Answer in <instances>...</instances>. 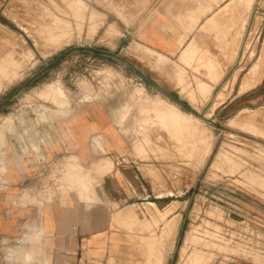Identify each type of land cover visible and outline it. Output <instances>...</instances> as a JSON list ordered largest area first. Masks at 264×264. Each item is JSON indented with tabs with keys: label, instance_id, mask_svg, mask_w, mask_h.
Listing matches in <instances>:
<instances>
[{
	"label": "rangeland",
	"instance_id": "obj_1",
	"mask_svg": "<svg viewBox=\"0 0 264 264\" xmlns=\"http://www.w3.org/2000/svg\"><path fill=\"white\" fill-rule=\"evenodd\" d=\"M115 1L0 0V199L33 204L27 235L0 239V264H53L42 203L85 175L78 197L97 209L90 173L114 170L128 183L104 203L108 230L66 264H264V0H196L191 40L159 55L164 70L113 25ZM88 102L112 119L127 111L110 129L120 154L96 134L91 167L43 158L20 189H3L10 154L28 160L42 136L66 135L62 120ZM119 211L136 217L114 223Z\"/></svg>",
	"mask_w": 264,
	"mask_h": 264
},
{
	"label": "crops",
	"instance_id": "obj_2",
	"mask_svg": "<svg viewBox=\"0 0 264 264\" xmlns=\"http://www.w3.org/2000/svg\"><path fill=\"white\" fill-rule=\"evenodd\" d=\"M195 2L196 0H117L114 6L118 9V14L113 25H116L120 32L128 34L130 46L138 43L173 58L191 40L189 31L191 20L185 14L196 9ZM224 3L225 1L222 5ZM211 15L212 13H209V16ZM69 120V126L63 120L60 125L62 132H67L66 135L62 137L56 135L51 140L47 138V140H36L32 143L30 159H25L27 156L22 159L19 154L20 159L17 161L15 158L19 157L18 154L13 153L10 156L8 154L9 172L2 175L6 183L3 189L7 192L11 190V194L20 189L31 176H36L41 169L39 159L44 158L48 161L57 159L63 166L66 162L67 165L71 163L74 155L84 168L91 167L99 158L93 151L92 137L99 133L105 137L104 145L109 150L108 154H120L121 146L110 134L114 121L102 104L96 102L83 104L77 108L75 116ZM123 140L127 148L128 144L125 139ZM33 144L39 147L38 152L34 151ZM18 162L21 163L20 166H16ZM87 169L90 171V168ZM116 171L114 170L106 177L94 172L90 173L91 177L98 178L94 180V183L98 184L97 193L104 200L109 201L113 195L119 191L122 192L120 181L128 183L126 176L119 177ZM63 192L52 201L42 203L44 238L49 241L47 248L54 257L53 264H56L57 258L60 264H66L68 259L73 260L78 257L82 261L84 251L88 253L90 248H95L93 244L91 247L88 246L87 242L95 241L94 235L98 232L108 230L104 210L93 209V207L87 209L85 207L87 204L78 198L76 191L71 194H63ZM127 196L126 192L124 194L126 200ZM6 198L4 196L2 200L0 199V239L21 240L27 235V228L33 221V218L30 220L31 213L28 211L33 204L28 202L27 198L8 204ZM34 206L37 207V205ZM85 209L88 210V215L85 214ZM100 214L102 216H99ZM73 264L76 263L73 261Z\"/></svg>",
	"mask_w": 264,
	"mask_h": 264
},
{
	"label": "bare ground",
	"instance_id": "obj_3",
	"mask_svg": "<svg viewBox=\"0 0 264 264\" xmlns=\"http://www.w3.org/2000/svg\"><path fill=\"white\" fill-rule=\"evenodd\" d=\"M248 17H249V15H248ZM135 45H138V44H135ZM132 47V46H131ZM131 47H129V48H131ZM136 47H138V46H136ZM136 47H135V49H136ZM140 47V48H139ZM139 47H138V49H137V51L136 50H133V51H135L136 52V54H140V55H143L145 58L146 57H152V56H155V61L154 62H156L157 63V65L160 67V69H167V64L159 57V53H157V52H155V51H153V50H151V49H149V48H147V47H145V46H143V45H139ZM133 49V48H132ZM148 51H147V50ZM138 52V53H137ZM135 54V53H134ZM238 57H239V55H238ZM238 57H236V63H237V61H238V64H240V62H241V59H238ZM158 66H156V67H158ZM158 67V68H159ZM170 67V66H169ZM236 71H237V69H235ZM170 73V72H169ZM171 74V73H170ZM56 93H58V94H62L63 93V89H62V87L61 86H56ZM217 93V92H216ZM220 94H218V96H219ZM215 96H217V95H215ZM179 112H181V111H179ZM127 114V111H125V113L123 112V111H120V118H121V120H117L116 118H114L113 120L114 121H116V124H119V123H122L123 122V118H124V116ZM147 114H150V113H147ZM181 114H184V113H182L181 112ZM171 119H175V120H177V116L176 117H174V115H172V117H171ZM42 120V119H41ZM148 120H150V123H154V119L153 118H148ZM30 121V120H29ZM155 122H156V120H155ZM23 123V122H22ZM37 123V122H36ZM38 123H40V122H38ZM16 126V125H15ZM25 126V125H24ZM37 128V127H36ZM25 134H28L27 133V130L25 131ZM35 135V134H34ZM96 136H98V135H96ZM99 136H103L102 134H100L99 133ZM32 137V136H31ZM59 137H61V134L59 135ZM22 138V140H23V137H21ZM101 138V137H100ZM48 139L50 140V139H52V136L51 135H49L48 136ZM94 139H96V138H94ZM98 139V138H97ZM41 140H46V138L45 137H43L42 136V138H41ZM40 141V140H39ZM94 142H96L95 140H94ZM184 142V141H183ZM102 143V142H101ZM23 144V143H22ZM39 145V144H38ZM33 149H36L37 151L39 150V147L38 146H36V144H33ZM25 152H27L28 154H29V150L27 149V148H25ZM74 160H72V162L74 161H76V156H75V158H73ZM71 162V165L73 164ZM109 164V163H108ZM75 166V165H74ZM82 177H84V178H81V180H80V185H77V188L78 189H80L81 191H85L87 188H85V187H89V184L87 183V179L85 178V175H83ZM130 182H131V180H130ZM78 183V184H79ZM74 188L76 187V186H73ZM82 188V189H81ZM78 189L77 190H74V191H76V192H79L78 191ZM78 194V193H77ZM79 198V197H78ZM97 199V201L99 202V206H98V208H97V210H104V213H105V222H106V225H108V219H107V217H108V213H107V211H108V206L107 205H105L104 203H107L106 202V200H104V199H102L100 196H99V194H98V198H96ZM87 209H90V208H92V207H89L88 205H86L85 206ZM134 211V210H133ZM128 213H131V212H128V211H125V213L123 212V211H119V212H116L114 215H113V221H114V223H116L117 221H119V220H121V221H130V220H134L132 217H134L133 215L135 214L134 212H133V214L131 213V215H129ZM85 214L86 215H88V210H86L85 209ZM99 216H102L101 214L99 215ZM132 216V217H131ZM135 217H136V215H135ZM134 217V218H135ZM112 226H113V224H112ZM111 226V227H112ZM104 233L105 232H100V233H98V234H96V235H94V238L95 237H100V235H104ZM110 239V238H109ZM115 239V238H114ZM113 238H111V240H114ZM151 239V238H150ZM154 239H157V237L155 236L154 237ZM149 240V239H148ZM102 242L103 241H101L100 243L102 244ZM104 243H105V241H104ZM109 259V258H108ZM112 259V258H111ZM111 259H109V260H111ZM113 260V259H112ZM16 263L17 264H28V262L25 260V259H23V258H21L20 260H16ZM109 264H111L110 262H109Z\"/></svg>",
	"mask_w": 264,
	"mask_h": 264
},
{
	"label": "water",
	"instance_id": "obj_4",
	"mask_svg": "<svg viewBox=\"0 0 264 264\" xmlns=\"http://www.w3.org/2000/svg\"><path fill=\"white\" fill-rule=\"evenodd\" d=\"M160 88V87H159ZM160 89H162V88H160Z\"/></svg>",
	"mask_w": 264,
	"mask_h": 264
}]
</instances>
